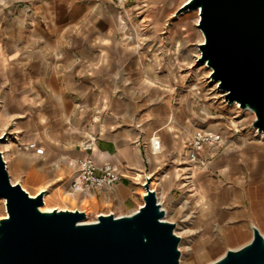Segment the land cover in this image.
I'll return each instance as SVG.
<instances>
[{"label": "crops", "instance_id": "crops-1", "mask_svg": "<svg viewBox=\"0 0 264 264\" xmlns=\"http://www.w3.org/2000/svg\"><path fill=\"white\" fill-rule=\"evenodd\" d=\"M155 2L166 0H147L140 20L135 0H4L0 135L8 140L0 149L11 181L30 194L44 191L54 207L96 216L135 210L145 191L140 178L150 175L169 220L188 223L198 253L220 254L250 240L253 225L264 233V138L205 145L186 193L185 143L217 126L205 121L204 93L183 72L182 56L173 60L169 34L156 33L164 22L148 11ZM153 133L159 152L150 147ZM87 155L123 177L72 190Z\"/></svg>", "mask_w": 264, "mask_h": 264}, {"label": "water", "instance_id": "water-1", "mask_svg": "<svg viewBox=\"0 0 264 264\" xmlns=\"http://www.w3.org/2000/svg\"><path fill=\"white\" fill-rule=\"evenodd\" d=\"M182 7L199 9L198 60L211 68L224 99L251 109L252 126L264 132V0H188ZM143 186L142 204L127 214L87 220L78 208L42 209L44 191L30 194L11 181L0 149V264H180L176 222L165 218L150 177ZM252 232L205 264H264V233L255 225Z\"/></svg>", "mask_w": 264, "mask_h": 264}, {"label": "rangeland", "instance_id": "rangeland-1", "mask_svg": "<svg viewBox=\"0 0 264 264\" xmlns=\"http://www.w3.org/2000/svg\"><path fill=\"white\" fill-rule=\"evenodd\" d=\"M135 1L139 3L136 7L135 13L139 14L141 16L140 20H142V14H144L146 8L145 3H147V0ZM187 1L188 0H166L165 5H162L157 13L158 20L160 19V22H164L161 25L162 30H160L161 26L156 25V33L164 34V31L166 34H169V37L166 38V40L170 46L169 51L173 60H179V56H182L184 59V66L182 68L183 72L186 73L189 82L196 84V87H199L203 91L204 96L202 97V101L204 102L205 121L216 123V130L222 134L224 139L243 135L261 136L264 138V135H260L261 133L251 124L254 114L248 109L240 108L239 103L238 106H236L234 102H227L224 99L223 90L217 87V82L209 75L211 68L208 65H205L204 62L198 60L200 53L199 43L204 37L200 28L197 26L199 17H197L198 15L195 8L182 7ZM160 39L161 37H158L157 35V45L160 44ZM210 113H212V116H207V114ZM189 142L190 140L185 143L186 152L188 150ZM5 152H8V150H5ZM180 161H183V165L188 166L185 175L187 179L186 193L188 194L192 191V185L190 182V179L193 177L190 169L191 162L188 161L186 156ZM142 179L143 177L140 178V180ZM153 180L154 178H151L150 182ZM151 184L153 185V182ZM154 185H157L156 181L154 182ZM112 209L114 210L115 207H112ZM5 213L4 200L0 197V217ZM86 213L90 219H94L95 214L93 212L88 213L86 211ZM166 218H171L168 212H166ZM175 231L181 235V241L179 243V248L181 250L179 259L180 264H205L217 258L225 251V249H222L220 254L219 252L210 253L207 251L198 253L197 247H199V245L196 244L195 239L193 238V231L186 222L177 223Z\"/></svg>", "mask_w": 264, "mask_h": 264}, {"label": "built area", "instance_id": "built-area-1", "mask_svg": "<svg viewBox=\"0 0 264 264\" xmlns=\"http://www.w3.org/2000/svg\"><path fill=\"white\" fill-rule=\"evenodd\" d=\"M156 145L160 146V139L157 138ZM225 139L222 134L214 130H201L193 134L188 143L187 159L193 163L198 160L200 151L205 145L217 144L223 142ZM93 144V138H89L82 144L84 149H91ZM123 173L111 164L98 165L90 155L78 159V169L73 175L70 181V187L74 191H90L92 188H101L107 185H112L118 182ZM150 177V175H147ZM145 181V177L142 179V184ZM151 181V177H150ZM151 188L155 189L151 184ZM156 190V189H155ZM160 201V200H159ZM161 202V201H160Z\"/></svg>", "mask_w": 264, "mask_h": 264}, {"label": "bare ground", "instance_id": "bare-ground-1", "mask_svg": "<svg viewBox=\"0 0 264 264\" xmlns=\"http://www.w3.org/2000/svg\"><path fill=\"white\" fill-rule=\"evenodd\" d=\"M160 7H161V3H156L155 2V4H153V5H151L149 8H148V11H149V13H158V11H159V9H160ZM195 11H196V13H197V17H199V9L197 8V9H195ZM202 33V32H201ZM203 35V34H202ZM203 40V39H202ZM205 63V62H204ZM205 65H207L206 63H205ZM234 104L236 105V106H238V102H234ZM248 110H250L252 113H253V111L251 110V109H249V108H247ZM254 114V113H253ZM261 134L260 135H264V132H260ZM159 137V135L158 134H156V133H153V134H151L150 135V137H149V140H150V147H151V149L153 150V151H155V152H159V150L161 149V144H160V146L158 147L157 145H156V142H157V138ZM6 140H8V139H5V140H3V141H1V142H5ZM141 174L140 173H138L137 174V176H140ZM156 180L154 179L152 182H153V185H154V182H155ZM4 200V199H3ZM54 204H55V201L54 200H52V199H50L48 196H44V205H42L41 206V208L42 209H52L53 207H54ZM88 213H90V211L89 210H86ZM94 218H96V214H95V217ZM165 218H166V216H165ZM87 220H92V219H90L89 218V216L87 217Z\"/></svg>", "mask_w": 264, "mask_h": 264}, {"label": "snow or ice", "instance_id": "snow-or-ice-1", "mask_svg": "<svg viewBox=\"0 0 264 264\" xmlns=\"http://www.w3.org/2000/svg\"><path fill=\"white\" fill-rule=\"evenodd\" d=\"M4 3V0H0V4H3Z\"/></svg>", "mask_w": 264, "mask_h": 264}]
</instances>
